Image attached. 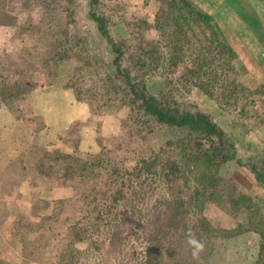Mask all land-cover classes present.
I'll return each instance as SVG.
<instances>
[{
    "label": "trees",
    "instance_id": "trees-1",
    "mask_svg": "<svg viewBox=\"0 0 264 264\" xmlns=\"http://www.w3.org/2000/svg\"><path fill=\"white\" fill-rule=\"evenodd\" d=\"M82 1L84 19L77 22L76 0H20L17 11L13 0H0V31H13L0 50V108L19 118L15 102L49 86L75 61L60 86L91 113L125 111L112 148L43 147L32 162L47 183L71 186L74 200L84 203L64 242L36 258L42 264H198L186 243L191 232L205 244L202 264H213L211 237L252 230L259 239L251 264H264V209L223 171L235 151L230 135L183 99L195 87L233 123L248 130L264 125V84L251 80L231 31L191 0H158L152 20L128 15L124 0ZM149 28L155 36L146 39ZM155 74L159 84L152 88L147 79ZM159 130L167 137L153 147L148 141ZM249 167L264 186V155ZM210 203L230 215L244 207L245 218L215 223L205 213ZM20 221L15 217L12 225ZM43 247L34 240L30 257Z\"/></svg>",
    "mask_w": 264,
    "mask_h": 264
},
{
    "label": "rangeland",
    "instance_id": "rangeland-1",
    "mask_svg": "<svg viewBox=\"0 0 264 264\" xmlns=\"http://www.w3.org/2000/svg\"><path fill=\"white\" fill-rule=\"evenodd\" d=\"M19 1L13 0L15 8H12V11L19 10L17 4ZM191 1L198 8L221 17L225 28L231 31L232 37L236 39L233 44L238 58L245 64L251 80L264 84V42L251 40L254 33L264 30V0ZM82 2V4L81 0L74 2L77 22L84 19L86 3ZM124 3L129 10L128 15L152 20L159 2L158 0H124ZM10 20L13 21L11 18ZM12 32L5 29L0 31V50L3 37H9ZM27 34V32L21 33L22 37H28ZM154 36L155 31L152 28L145 32L146 39ZM72 65L68 69L64 66L60 68V72L53 77L49 86L36 88L33 93L22 95L15 102L17 112L20 114L19 118L24 122V127L32 140L28 150L22 154L26 171L23 172L21 169L20 157L12 159L8 163V169L1 176L0 195L11 193L12 195L7 197L12 198L18 192L17 195L22 194L25 197L27 195L32 199V203L27 205V201H22L23 199L14 204L10 201L0 202V264H19L17 262L20 258L19 253L22 255L23 252L27 255H23L26 259H22L25 260L22 264H26L27 261L42 264L36 256L52 254L55 251L54 247L62 244L64 238L69 235L70 224L76 215L83 212L84 203L74 200L71 186L63 182L49 184L41 174L35 172V163L32 162L36 159L38 161L37 155L42 152V148L66 152H72L74 149L96 152L102 147L112 148L121 135L119 118L124 115V110L116 114L91 113L84 102L74 98L72 91L60 86L74 71ZM147 84L152 88L157 87L159 76L157 74L150 76ZM45 89L51 90L40 96L39 92ZM33 95L38 98L35 108L41 114L33 113ZM183 99L195 103L230 135L229 141L232 142L235 151L233 158L224 164L223 171L233 177L239 192L250 195L264 209V186L255 179L249 167L258 156L264 155V125L248 130L233 123L231 115L220 109L210 96L195 87ZM166 137L167 134L159 130L148 142L156 147ZM24 178L34 185L32 189L21 182ZM244 209L240 207L235 215H230L210 203L205 213L215 223L232 225L237 220L245 218ZM25 210H31L33 216L28 218L29 213ZM15 217L24 221L12 225ZM1 233L4 234V239ZM258 239V234L252 230L232 237H211L209 241L213 250L210 261L213 264H251L257 255ZM34 240L44 245L42 248L44 251L36 252L32 258L28 246L34 244ZM17 247L19 251L16 250Z\"/></svg>",
    "mask_w": 264,
    "mask_h": 264
},
{
    "label": "crops",
    "instance_id": "crops-1",
    "mask_svg": "<svg viewBox=\"0 0 264 264\" xmlns=\"http://www.w3.org/2000/svg\"><path fill=\"white\" fill-rule=\"evenodd\" d=\"M263 35H264V30L262 32L261 31L258 32L257 34L254 33L251 40L254 42V40L257 39L255 40V42L258 43L260 41L264 42ZM50 90L51 89H45L43 91H40L39 92L40 96L44 95V93ZM35 96L33 95L32 98V110L33 113L41 114L40 112H37V109L35 108L37 107V102H38V98ZM31 140L32 139L28 134V130L24 127V122L20 118H16L10 110L6 108H0V172L2 171V173H0V180L2 178L1 176H3L4 174L3 172L8 169V163H10L12 159L15 158L19 159V157L22 156V154L25 151H27L28 148L30 147ZM21 182L27 185L29 189H32V187H34V185L30 184L27 178H24ZM17 194L18 192L16 193V195L12 196V198L7 197L8 195H12L11 193L0 195V202L2 203L4 201L7 202L10 201L14 204V202H18V200L21 201L23 199L22 201H27L26 202L27 205H30L32 203V199H29L27 195L25 197L22 194L20 195ZM25 211L26 213H29L28 218H30V216L31 217L33 216L31 214V210L29 211L25 210ZM3 235L4 234L1 233L2 237ZM3 241L6 242V240ZM18 248L19 247H17L16 250H18ZM19 257L20 258H18L17 262L19 264H22V262L25 261L22 259H26V258H24L23 255H21L20 253H19ZM26 264H34V263L27 261Z\"/></svg>",
    "mask_w": 264,
    "mask_h": 264
},
{
    "label": "clouds",
    "instance_id": "clouds-1",
    "mask_svg": "<svg viewBox=\"0 0 264 264\" xmlns=\"http://www.w3.org/2000/svg\"><path fill=\"white\" fill-rule=\"evenodd\" d=\"M187 245L190 248V254L193 260L198 261V264H202L200 259L201 253L205 250V244L202 240L198 239L195 234L189 232L187 234Z\"/></svg>",
    "mask_w": 264,
    "mask_h": 264
}]
</instances>
